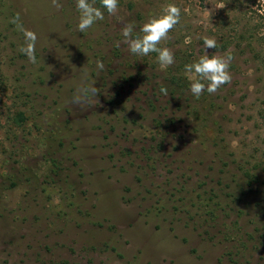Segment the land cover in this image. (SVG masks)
<instances>
[{"label": "rangeland", "instance_id": "374dc122", "mask_svg": "<svg viewBox=\"0 0 264 264\" xmlns=\"http://www.w3.org/2000/svg\"><path fill=\"white\" fill-rule=\"evenodd\" d=\"M89 2L82 33L76 0H0V264H264V0ZM168 4L173 65L117 46ZM227 53L231 83L196 99L185 65ZM85 77L100 94L74 105Z\"/></svg>", "mask_w": 264, "mask_h": 264}, {"label": "clouds", "instance_id": "9594fccd", "mask_svg": "<svg viewBox=\"0 0 264 264\" xmlns=\"http://www.w3.org/2000/svg\"><path fill=\"white\" fill-rule=\"evenodd\" d=\"M102 8L107 11L109 15H115L118 10V0H100ZM53 7L60 9L62 5L59 0H51ZM76 8L80 13L79 22L77 24L78 32H86L98 20L104 19V11L101 8L94 6L89 0H76ZM181 10L175 4H168L163 8V14L149 18L140 28L142 35L133 36V23L125 24L121 29L123 36L122 42L126 44L131 54L138 56H148L150 53H158L157 62L161 67H168L175 63V57L172 50L167 47H158L161 42L169 39V33L174 27L180 23ZM17 16L11 22L17 24L19 30L23 33L25 38V45L21 47L20 51L28 58L30 63H36V43L37 34L31 30L24 29L18 23ZM205 50L215 49L217 42L214 38H203ZM207 53V51H206ZM233 59L231 53L224 56L205 54L200 57L198 61L186 64V74H195V79L190 85V92L196 98L206 91L208 94H215L222 86L230 84L232 76L229 71L230 63ZM102 61H96V68L100 71L104 69ZM167 94V89H161ZM100 94L99 89L95 87V82L89 83L85 77L81 84L77 87L76 92L71 98V103L82 106L90 102L92 98H97Z\"/></svg>", "mask_w": 264, "mask_h": 264}, {"label": "trees", "instance_id": "16d2710c", "mask_svg": "<svg viewBox=\"0 0 264 264\" xmlns=\"http://www.w3.org/2000/svg\"><path fill=\"white\" fill-rule=\"evenodd\" d=\"M172 83L173 84H175V85H178L179 86V84H178V82H177V77L175 78V77H172ZM176 79V80H175ZM125 81V83L127 84V88L128 89H133V88H135V85L133 84V82H134V79L131 77V78H129V79H125L124 80ZM182 86V85H181ZM122 87V89H124V88H126V86H124V84L121 86ZM172 93H173V91H172ZM175 93V92H174ZM142 95V94H141ZM147 94H146V92L144 93V96H146Z\"/></svg>", "mask_w": 264, "mask_h": 264}]
</instances>
